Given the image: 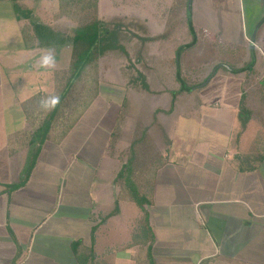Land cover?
I'll return each instance as SVG.
<instances>
[{"label":"crops","instance_id":"obj_1","mask_svg":"<svg viewBox=\"0 0 264 264\" xmlns=\"http://www.w3.org/2000/svg\"><path fill=\"white\" fill-rule=\"evenodd\" d=\"M253 1L261 4L247 39L251 94L238 89L231 99L225 87L214 105L188 99L162 148L147 145L144 124L129 138L136 112L121 101H102L89 117L97 97L70 130L65 120L51 126L52 105L43 102L69 64L72 37L57 28L69 20L57 0H0V264H264V1ZM35 24L59 42L27 48ZM48 55L54 64L44 67ZM121 174L136 178L143 195L154 176L144 211Z\"/></svg>","mask_w":264,"mask_h":264},{"label":"rangeland","instance_id":"obj_2","mask_svg":"<svg viewBox=\"0 0 264 264\" xmlns=\"http://www.w3.org/2000/svg\"><path fill=\"white\" fill-rule=\"evenodd\" d=\"M185 1L187 4H184ZM188 3L189 0H183L182 5L179 1L175 4L174 0H101L98 19L109 25V29L119 24L123 27L122 34L127 32L131 37L124 34L128 40L125 42L121 39L120 44L123 45L124 51L116 49L115 52H106L99 58L96 72L93 73L94 79L98 81L99 99L94 104L95 108L92 109L89 117L98 112L102 101L113 100L115 103L121 101L124 107L132 106L130 111L136 112L133 116L128 115L131 123L130 131H132L129 138L137 139V134L134 135L133 132L138 133L144 124L149 128L145 133L147 145L151 142H159L161 147L163 145L165 148L171 143L168 136L174 132L177 116L188 112L191 108L187 106L188 99H194L203 105L208 100L212 103V100L218 99L219 90L225 87L231 99L235 95L238 96V89L244 93V95L241 93L242 98L251 94L250 88L246 91L245 85L247 82L249 84L254 82L256 67L247 66L251 62L247 60L246 50L250 45L247 39H252L256 33L255 29L251 28V22L255 18L252 8L257 10L261 3L256 1L255 5L253 0H192L190 13ZM80 11L83 16L85 12ZM79 13L75 16H80ZM137 15L143 22L131 19ZM126 16H132L127 19L134 22L124 21L123 17ZM68 20L65 27L57 26V28L63 29L70 35L69 37H73L74 29L79 22ZM137 25L141 28V33L137 34L141 37L140 41L137 38L133 39L137 37L134 34ZM195 39L200 43L209 42L208 47L204 46L203 50L198 45L180 51ZM178 53L181 54L179 58H177ZM220 60L230 62V66L238 70L242 69L241 72L230 74L228 70L231 68L225 65L223 66L227 70L224 68L216 70L215 65ZM190 63L193 64L191 70L187 72L185 68ZM178 65L183 70L182 77L185 76L188 86H197L190 94L185 93L176 97L173 105L174 92L183 89L185 82L184 79L183 81L180 79L181 82L177 81ZM194 66L201 68V71L195 75L192 69ZM214 72H216L215 77H213ZM212 77L213 80L208 85V80ZM248 77L252 79L246 81ZM84 80L83 76L77 90L80 91L85 83ZM90 84L95 85L93 79L90 80ZM256 88H259V85H256ZM239 109L241 121L247 123L249 110L244 106L243 101ZM122 113L123 111L119 114L117 128H123L122 122L125 121L126 116ZM152 129L154 131H151ZM149 146L145 153L150 152ZM149 161L146 159V162ZM153 173L155 171H152L151 175ZM153 177H150L151 182ZM135 205L138 207L137 204Z\"/></svg>","mask_w":264,"mask_h":264},{"label":"trees","instance_id":"obj_3","mask_svg":"<svg viewBox=\"0 0 264 264\" xmlns=\"http://www.w3.org/2000/svg\"><path fill=\"white\" fill-rule=\"evenodd\" d=\"M59 3V17H66L70 20L79 22V25L74 29V35L72 37L71 42V54L69 64L67 69L63 72H60L56 76V83H57V90L52 98H58V103L54 106H51L50 111V125L60 124L63 120L65 130L68 131L73 127L74 122L79 117V114H84L92 102L98 97V81L94 79L93 73L96 72V68L98 66L99 58L104 55L107 50L116 49H123V45L120 44L121 39L128 40L127 36L131 37L127 32L125 36L122 34L123 27H120L119 24L116 26L113 25L111 29H109V25L105 24L104 22L100 21L97 16V8L99 0H57ZM175 0V4L179 1L182 5L183 0ZM187 4V1L184 2ZM175 6V5H174ZM79 9V11H78ZM77 10V12H76ZM84 11L85 14L82 16L80 13ZM80 12V13H79ZM88 12V15L86 13ZM72 13V14H71ZM80 14V16H75L76 14ZM30 17L31 13H27ZM26 17V15H25ZM125 21V20H124ZM126 28V27H125ZM34 30L36 32V37H30L28 34L25 33V42L27 48H32L35 46V43L38 42L39 45L49 46L52 44H57L59 39L53 35L52 29L43 25H34ZM129 31V30H128ZM140 41L141 37L137 35L133 39ZM37 40V41H36ZM215 43V42H214ZM211 43L215 45L217 43ZM209 42H202L197 41L196 39L189 45L184 46L180 49V51L184 49H191L196 46H201L203 50L205 49L204 46L208 47ZM179 51V52H180ZM186 51V50H185ZM184 51V52H185ZM182 53V52H181ZM247 53V50H246ZM180 53L177 54V58L180 57ZM185 62V61H184ZM179 63V62H178ZM251 63V62H250ZM248 64L250 66L252 64ZM193 63L186 65V71L191 70V65ZM230 62L226 60H220L216 63L215 69L218 70L219 68L226 69L225 66L230 67L233 73H239L241 70H238L229 65ZM212 65V64H211ZM221 65V66H220ZM225 65V66H223ZM220 66V67H219ZM251 67V66H250ZM248 67V68H250ZM177 81L179 82L180 79L185 82L183 83V89H179L178 91L174 92L173 97V105L178 97L181 94L188 93L190 94L196 86H188L186 83L187 80L185 76L182 77L181 67L178 65L177 68ZM195 74L200 72L201 68H196L195 66L192 68ZM214 69V70H215ZM227 70V69H226ZM244 70V69H243ZM180 75V76H179ZM184 75V74H183ZM83 76L85 80L83 86L81 87L80 91L77 90V86L82 82ZM93 79L95 85L90 84V80ZM180 81V82H181ZM186 83V84H185ZM260 94H263V89L259 90ZM80 97V100H79ZM82 104V105H81ZM75 110V111H74ZM241 114V113H240ZM241 117V116H240ZM119 128L116 129L114 138L118 136ZM64 135H66L64 133ZM163 162L161 165L162 166ZM157 171V169H154ZM131 177V176H129ZM121 179L124 187L130 193V198L144 211V206L148 204L150 197L149 189L151 190V181H146L145 185V193L143 195L138 187V181L131 178H126L121 174ZM23 182L13 185L10 189H17L21 187ZM149 187V188H148ZM118 212L115 210L114 213Z\"/></svg>","mask_w":264,"mask_h":264},{"label":"clouds","instance_id":"obj_4","mask_svg":"<svg viewBox=\"0 0 264 264\" xmlns=\"http://www.w3.org/2000/svg\"><path fill=\"white\" fill-rule=\"evenodd\" d=\"M54 64V58L50 55L42 57V65L44 67H50ZM44 106L52 105L54 106L56 103H58V98H52L50 101H44Z\"/></svg>","mask_w":264,"mask_h":264},{"label":"water","instance_id":"obj_5","mask_svg":"<svg viewBox=\"0 0 264 264\" xmlns=\"http://www.w3.org/2000/svg\"><path fill=\"white\" fill-rule=\"evenodd\" d=\"M191 5H192V0H189V3H188V12L190 13V10H191ZM188 17L190 18V15L188 14ZM189 23H190V19H189ZM255 38V36H253V39ZM215 72L213 73V76H214ZM210 80V79H209ZM208 80V82H209ZM201 87V85L199 86ZM194 90V89H193Z\"/></svg>","mask_w":264,"mask_h":264}]
</instances>
